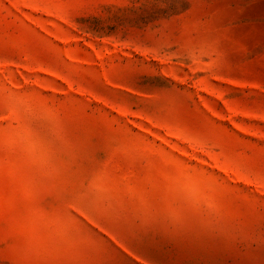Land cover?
Returning <instances> with one entry per match:
<instances>
[{
    "label": "rangeland",
    "instance_id": "374dc122",
    "mask_svg": "<svg viewBox=\"0 0 264 264\" xmlns=\"http://www.w3.org/2000/svg\"><path fill=\"white\" fill-rule=\"evenodd\" d=\"M0 264H264V0H0Z\"/></svg>",
    "mask_w": 264,
    "mask_h": 264
}]
</instances>
